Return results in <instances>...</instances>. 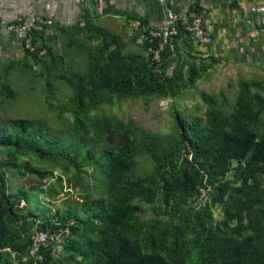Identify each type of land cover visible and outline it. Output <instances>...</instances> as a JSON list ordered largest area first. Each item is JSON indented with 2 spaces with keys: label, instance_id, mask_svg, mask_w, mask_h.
<instances>
[{
  "label": "trees",
  "instance_id": "obj_1",
  "mask_svg": "<svg viewBox=\"0 0 264 264\" xmlns=\"http://www.w3.org/2000/svg\"><path fill=\"white\" fill-rule=\"evenodd\" d=\"M193 11L189 20L201 18L197 6ZM104 12L137 20L111 6ZM85 19V26L68 31L83 38L68 50L87 51L85 73L59 66L63 55L52 44L58 33L53 22L29 30L35 49L21 40L24 58L0 72V97L6 98L16 94L6 80L15 68L45 79V101L57 110L58 124L51 131L38 120H0V264H264L263 82L238 77L232 99L224 90H198V81L222 61L196 50L211 48L216 39L202 18L208 44L195 40L182 19L178 35L165 42L138 20L129 43L88 14ZM138 39L141 52L132 51ZM259 66L264 69V51ZM58 81L73 94L54 104L50 93ZM188 89L201 97L202 116L198 105L194 116L172 110L164 134L103 109L126 99H178ZM16 175L37 186L14 190L10 179ZM51 182L59 190L77 189L81 199L74 206L59 200L61 206L41 214L30 210L28 198L36 191L52 202ZM35 230L52 238L36 252Z\"/></svg>",
  "mask_w": 264,
  "mask_h": 264
},
{
  "label": "crops",
  "instance_id": "obj_2",
  "mask_svg": "<svg viewBox=\"0 0 264 264\" xmlns=\"http://www.w3.org/2000/svg\"><path fill=\"white\" fill-rule=\"evenodd\" d=\"M108 6L127 11L137 20L128 22L122 15L105 14ZM196 6L204 26L216 38L211 48L197 47L202 58L219 55L222 63L242 70L262 64L264 12L252 14L250 8L264 6V0H0V18L5 22L19 16L50 20L53 22L50 27L58 28V33H55L57 38L52 41L53 47L60 43L61 48L70 51L67 47L75 44L76 40L68 38L71 37L68 31L79 25L85 26L87 14L98 25L126 39L137 34L135 24L138 20L145 21L150 27L160 28L166 26L171 16L177 20L194 16L193 7ZM54 31L48 29L47 33ZM140 43L138 39L134 45L139 46ZM68 56L74 58L76 55ZM23 58L22 41L15 34L0 28V72L11 62H19Z\"/></svg>",
  "mask_w": 264,
  "mask_h": 264
},
{
  "label": "rangeland",
  "instance_id": "obj_3",
  "mask_svg": "<svg viewBox=\"0 0 264 264\" xmlns=\"http://www.w3.org/2000/svg\"><path fill=\"white\" fill-rule=\"evenodd\" d=\"M68 38L71 39V37ZM78 39L79 37L75 36L74 40L77 41ZM125 40L127 43L131 42L129 37ZM79 42L83 43L80 39ZM58 46L55 48V51L57 53L62 52L60 54L63 55V59L60 63L58 62V64H60V67H63V70L69 74H80L87 71V51H78L77 49L66 51L63 47L61 48L60 43H58ZM130 49L135 52H141L137 45H133ZM68 54H74L76 56L74 58L67 57ZM58 70L61 71L60 68ZM6 77V80L9 81L10 85L16 90V94L12 98L0 97V120L5 118L33 119L49 124L48 129L51 131L56 130L58 124L52 114L57 115V110L50 109L45 101V79L35 77L33 71L23 68L13 69L6 74ZM238 77L260 79L264 85V69H262L261 66L257 68H251L249 66V70H242L237 67L233 68L231 64L222 63L220 61L217 67L210 69L207 75L198 81V90L205 91L209 94H217L220 90H224L229 98L232 99L237 89ZM51 80H54V78H51ZM58 86L59 87H57L54 93H50L54 96V104L65 101L67 97L73 94V90L65 83L58 81ZM63 98H65V100H63ZM194 105L200 107L201 110L198 112V116H202L204 112V103L201 97L194 89H188L184 93V96L178 99L153 98L146 103H144V100L141 98L126 99L120 103L116 102L113 107L103 105V109L106 114H115L120 120H131L136 126L146 132L164 134L167 133L168 127L173 123L172 110H174V112H183L182 114L184 115L188 114L194 116V114H196ZM63 116L70 118V120L73 119L69 113ZM10 182L13 184L14 190L19 186L23 188L37 186L35 180L29 176H26V179L23 180V178L16 175L15 178L10 179ZM64 184L66 185V183ZM51 186L56 191V196L53 198L52 202H49L48 197L36 191V196L31 193L28 198V208H30V210L41 214L45 212L46 207L56 208V206H61L59 200L66 199L67 205L74 206L76 200L81 199L77 189H73V191L70 186L66 185V187H62L61 190H59L57 184H53V182H51ZM147 216H153L151 210L147 211Z\"/></svg>",
  "mask_w": 264,
  "mask_h": 264
},
{
  "label": "built area",
  "instance_id": "obj_4",
  "mask_svg": "<svg viewBox=\"0 0 264 264\" xmlns=\"http://www.w3.org/2000/svg\"><path fill=\"white\" fill-rule=\"evenodd\" d=\"M252 14H263L264 6H253L250 8ZM182 24L185 26L186 31H188L195 40L199 41L202 44H208L211 42V38L208 33L202 28V20L199 17L192 18L190 17H183ZM176 21L177 19L171 16L169 18L168 23L166 26L156 28L146 26V30L152 37H161L163 38L164 42L172 36L178 35V30L176 28ZM192 21V22H191ZM51 21L44 20L39 17H31V18H24V17H17L11 22H5L0 18V28H3L5 31L13 33L26 43V48L30 51L35 49V46L32 45L31 36L27 35L28 31L31 29L34 30H41L43 25H51ZM191 23V24H190ZM84 25V24H82ZM137 27L139 26V22L135 24ZM163 48V44L160 45V49ZM31 240L34 245V251L36 252L40 245H46L52 240L50 236H48L45 232L40 230H35L31 235Z\"/></svg>",
  "mask_w": 264,
  "mask_h": 264
}]
</instances>
